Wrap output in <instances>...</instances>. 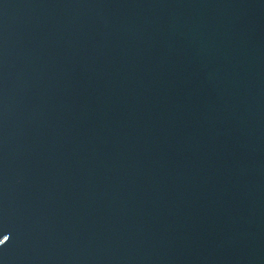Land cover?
<instances>
[{
  "label": "water",
  "instance_id": "water-1",
  "mask_svg": "<svg viewBox=\"0 0 264 264\" xmlns=\"http://www.w3.org/2000/svg\"><path fill=\"white\" fill-rule=\"evenodd\" d=\"M0 224V264H264V0H0Z\"/></svg>",
  "mask_w": 264,
  "mask_h": 264
},
{
  "label": "snow or ice",
  "instance_id": "snow-or-ice-1",
  "mask_svg": "<svg viewBox=\"0 0 264 264\" xmlns=\"http://www.w3.org/2000/svg\"><path fill=\"white\" fill-rule=\"evenodd\" d=\"M3 227H4V225L0 224V229H2ZM0 239H2V243H0V246H2V245H5L6 242L10 239V236L9 235H3L2 238H0Z\"/></svg>",
  "mask_w": 264,
  "mask_h": 264
}]
</instances>
